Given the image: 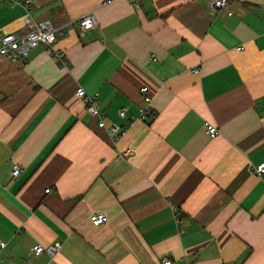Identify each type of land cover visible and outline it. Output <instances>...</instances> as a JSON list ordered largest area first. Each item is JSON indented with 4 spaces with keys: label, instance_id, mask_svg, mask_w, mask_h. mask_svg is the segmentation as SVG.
Listing matches in <instances>:
<instances>
[{
    "label": "crops",
    "instance_id": "crops-1",
    "mask_svg": "<svg viewBox=\"0 0 264 264\" xmlns=\"http://www.w3.org/2000/svg\"><path fill=\"white\" fill-rule=\"evenodd\" d=\"M103 1L30 0L65 26L66 64L42 44L0 57V264H264V0ZM26 15L0 0V31L26 33ZM142 86L154 113L134 120Z\"/></svg>",
    "mask_w": 264,
    "mask_h": 264
},
{
    "label": "built area",
    "instance_id": "built-area-1",
    "mask_svg": "<svg viewBox=\"0 0 264 264\" xmlns=\"http://www.w3.org/2000/svg\"><path fill=\"white\" fill-rule=\"evenodd\" d=\"M132 5L136 8L140 7L139 0H129ZM13 4H21L27 10V15L25 16L26 23H33L32 28L24 34L16 33H4L0 31V57L9 56L13 60H26L30 55V52L33 48L38 45H44L47 51L50 54L58 57L62 63L67 62L65 52L62 49H59L56 46V42L59 36L66 30L65 26L55 25L51 20H40L36 21L31 13L30 0H10ZM112 2V0H104L103 3L107 4ZM229 0H212L211 5L214 8H221L227 5ZM232 13V12H229ZM80 26L82 30H87L98 25V19L95 14H85L80 18ZM140 91L144 98V105L140 113L135 117L134 120H146L151 117L154 113L153 98L148 94V86L140 87ZM76 93L85 99L87 104V110L94 116L99 119V126H105L104 114L101 112L98 100L95 95H90L88 92L81 86L77 87ZM119 114L124 117L126 116V109L122 108L119 111ZM132 122H127L124 125L114 123L110 127V131L114 136V140H118L122 137L127 130L129 129ZM206 130L211 136H216L220 133L218 126L212 122L206 124ZM130 152L127 149L122 155L125 156ZM22 171L20 164H14L13 166V175L17 176ZM254 171L259 175H264V161L258 163L254 167ZM51 188H47V191H50ZM172 211L176 217L178 223L181 221L180 209L177 205L171 204ZM109 217L104 211H96L90 215V220L95 225H100L108 221ZM0 245L5 247L6 242L0 238ZM60 244H54L50 246H44L42 244H36L34 246L35 254H40L44 251L49 252L51 255H54L59 249ZM172 260L168 257H163L158 263L155 264H171ZM189 264V263H187ZM219 264H224L223 262Z\"/></svg>",
    "mask_w": 264,
    "mask_h": 264
}]
</instances>
